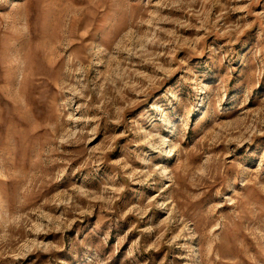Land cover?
Returning a JSON list of instances; mask_svg holds the SVG:
<instances>
[{"label":"rangeland","instance_id":"rangeland-1","mask_svg":"<svg viewBox=\"0 0 264 264\" xmlns=\"http://www.w3.org/2000/svg\"><path fill=\"white\" fill-rule=\"evenodd\" d=\"M0 264H264V0H0Z\"/></svg>","mask_w":264,"mask_h":264}]
</instances>
